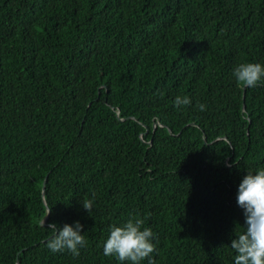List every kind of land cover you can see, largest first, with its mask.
Returning a JSON list of instances; mask_svg holds the SVG:
<instances>
[{
    "label": "trees",
    "instance_id": "16d2710c",
    "mask_svg": "<svg viewBox=\"0 0 264 264\" xmlns=\"http://www.w3.org/2000/svg\"><path fill=\"white\" fill-rule=\"evenodd\" d=\"M247 61L264 0H0V264H121L103 241L130 216L153 264H233L237 186L264 167ZM46 215L84 225L79 256L47 249Z\"/></svg>",
    "mask_w": 264,
    "mask_h": 264
},
{
    "label": "clouds",
    "instance_id": "9594fccd",
    "mask_svg": "<svg viewBox=\"0 0 264 264\" xmlns=\"http://www.w3.org/2000/svg\"><path fill=\"white\" fill-rule=\"evenodd\" d=\"M235 80L247 87H257L264 83V62L247 61L238 63L232 71ZM192 99L188 95H177L174 105L177 108L190 105ZM199 109L204 111L206 104L200 103ZM236 201L243 209V230L235 232L230 247L234 250L233 264H264V167L247 170L242 176L236 192ZM82 206L89 213L93 208L92 200H84ZM52 208L49 209L48 213ZM52 235L45 242L53 253L68 251L79 256L80 250L87 244L84 225L80 221L65 223L62 227L55 222L44 224ZM144 221L130 216L120 224L109 227V235L103 241V253L115 256L121 264H143L147 259L153 264L152 253L155 251V234L151 227H144Z\"/></svg>",
    "mask_w": 264,
    "mask_h": 264
},
{
    "label": "water",
    "instance_id": "95a60500",
    "mask_svg": "<svg viewBox=\"0 0 264 264\" xmlns=\"http://www.w3.org/2000/svg\"><path fill=\"white\" fill-rule=\"evenodd\" d=\"M243 108H244V105H243ZM44 189H45V186H44V184H43V185H42V194H43V192H44ZM47 217H48V215H46L45 218H44V224H45V222H46Z\"/></svg>",
    "mask_w": 264,
    "mask_h": 264
}]
</instances>
